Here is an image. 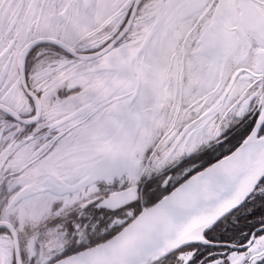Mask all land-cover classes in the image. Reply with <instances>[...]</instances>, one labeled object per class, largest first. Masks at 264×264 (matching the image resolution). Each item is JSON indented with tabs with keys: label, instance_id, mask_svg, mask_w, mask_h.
<instances>
[{
	"label": "snow or ice",
	"instance_id": "1",
	"mask_svg": "<svg viewBox=\"0 0 264 264\" xmlns=\"http://www.w3.org/2000/svg\"><path fill=\"white\" fill-rule=\"evenodd\" d=\"M0 264H264V0H0Z\"/></svg>",
	"mask_w": 264,
	"mask_h": 264
}]
</instances>
